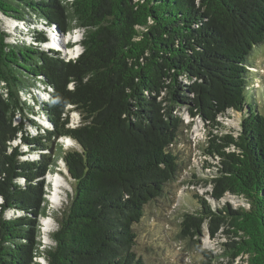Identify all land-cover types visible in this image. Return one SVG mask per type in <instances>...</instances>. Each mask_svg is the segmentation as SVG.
Returning <instances> with one entry per match:
<instances>
[{"label":"trees","instance_id":"trees-1","mask_svg":"<svg viewBox=\"0 0 264 264\" xmlns=\"http://www.w3.org/2000/svg\"><path fill=\"white\" fill-rule=\"evenodd\" d=\"M69 9L84 29L74 60L12 43L0 29V264H41L33 262L35 218L57 158L76 184L46 264H143L132 251L133 226L178 175L171 147L189 128L181 107L210 129L228 110L241 114L238 132L210 137L203 153L217 159L206 195L244 205L212 209L195 195L200 208L183 215L179 237L202 250L204 226L211 238L223 231L229 264H264V117L245 102L246 60L264 41V0H0L5 18L34 16L62 33L71 28ZM27 37L45 40L39 31ZM28 81L48 95L38 105L51 128L37 137L25 129L19 97ZM71 112L81 118L76 127L68 126ZM66 137L79 150L55 147L51 156ZM23 145L39 159L24 160ZM202 255V264H221Z\"/></svg>","mask_w":264,"mask_h":264},{"label":"rangeland","instance_id":"rangeland-1","mask_svg":"<svg viewBox=\"0 0 264 264\" xmlns=\"http://www.w3.org/2000/svg\"><path fill=\"white\" fill-rule=\"evenodd\" d=\"M66 1L71 2L72 0ZM67 14L71 27L67 33H62L55 25L38 21L34 16L28 17L25 23H16L5 18L1 13L0 29L10 36L8 41L12 43L16 41L39 46L43 50L60 52L61 58L70 59L82 51L80 42L83 38L84 29L71 16V9L68 10ZM34 31L43 33L45 40L42 43H33L27 37L28 34L32 35ZM246 62L249 65L247 71L249 89L247 88L246 91L245 102L255 113L264 117V41L253 48ZM0 87L2 88V84ZM26 88L28 89L21 91L19 97L26 101L25 117L30 123H33H26L25 129L30 135L37 137L51 128V124L46 121L38 105V103L48 100L47 90L42 88L39 83L35 84L32 81L26 83ZM176 112L183 119L184 125L189 127L178 133L177 142L171 147V152L177 155L178 175L164 186L162 194L158 198L144 207L142 217L133 226L136 240L132 251L143 264H202L204 261L202 251L215 256L218 263L229 264L230 261L221 246L228 242L223 231H219L215 237L211 238L204 226L202 237L199 239L202 250H198L189 238H180L179 233L183 215L194 214L200 208L197 200L194 199L195 195L203 197L212 209L223 205L231 208L244 205L242 199L230 194H225L218 202L206 195L210 191V186L205 185V181L215 174L214 166L217 159H212L203 153L210 137L220 133L231 132L236 134L242 116L240 113L228 110L222 116L217 117L216 121L220 126L216 129H210L207 125H203L199 118L191 119L187 114L186 107H181ZM78 115L74 112L70 113L67 117L69 127L79 125L81 118ZM20 119V117L16 118L15 122L18 123ZM55 142L51 156L57 155L56 148H59L62 153L69 150H79V146L70 138H59ZM21 151L24 154V160L39 159V155L29 151L27 145H23ZM43 153L47 152L44 151ZM50 168L43 179L45 200L43 209L35 218L38 228L34 236L35 242H37V255H35L37 258H33V262L41 264H46L44 255L55 247L52 235L57 231L60 222L68 211L76 184L68 175L61 158H57L56 166ZM53 179L57 181L55 185L51 181ZM54 193L56 199L52 198ZM14 214L13 211L9 212V215ZM242 260L237 258L231 264H244Z\"/></svg>","mask_w":264,"mask_h":264},{"label":"bare ground","instance_id":"bare-ground-1","mask_svg":"<svg viewBox=\"0 0 264 264\" xmlns=\"http://www.w3.org/2000/svg\"><path fill=\"white\" fill-rule=\"evenodd\" d=\"M55 44V43H54ZM54 184L53 185H55L56 183H57V181H56V179H53V180H51ZM56 188V187H55ZM58 189V188H57ZM57 192V191H56ZM53 199H56L55 198V193H54V195H53V197H52Z\"/></svg>","mask_w":264,"mask_h":264},{"label":"clouds","instance_id":"clouds-1","mask_svg":"<svg viewBox=\"0 0 264 264\" xmlns=\"http://www.w3.org/2000/svg\"><path fill=\"white\" fill-rule=\"evenodd\" d=\"M82 52V51H81ZM80 55V54H79ZM79 55L75 56L74 58H70L71 60H74L76 59ZM74 113H77V112H74ZM78 114V113H77ZM79 116V115H78Z\"/></svg>","mask_w":264,"mask_h":264}]
</instances>
